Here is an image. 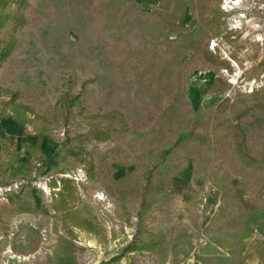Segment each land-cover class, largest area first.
<instances>
[{
	"label": "rangeland",
	"instance_id": "rangeland-1",
	"mask_svg": "<svg viewBox=\"0 0 264 264\" xmlns=\"http://www.w3.org/2000/svg\"><path fill=\"white\" fill-rule=\"evenodd\" d=\"M9 1L0 264H264V0Z\"/></svg>",
	"mask_w": 264,
	"mask_h": 264
},
{
	"label": "trees",
	"instance_id": "trees-1",
	"mask_svg": "<svg viewBox=\"0 0 264 264\" xmlns=\"http://www.w3.org/2000/svg\"><path fill=\"white\" fill-rule=\"evenodd\" d=\"M10 1L9 0H0V9H3L8 5ZM6 19V15L0 13V30L3 28L4 22ZM21 22H23L24 17L21 15L20 17ZM13 41H8L5 45H2V41L0 40V60L5 59L11 52L13 48ZM25 111H28L29 109L27 107H22ZM240 133V132H239ZM243 138L240 139L239 143H243ZM69 181H65V183H68ZM64 183V185H65Z\"/></svg>",
	"mask_w": 264,
	"mask_h": 264
}]
</instances>
